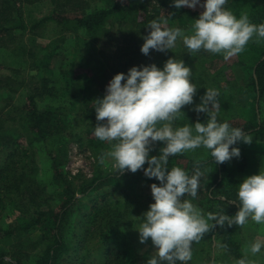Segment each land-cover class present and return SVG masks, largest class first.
Returning a JSON list of instances; mask_svg holds the SVG:
<instances>
[{"label": "trees", "instance_id": "obj_1", "mask_svg": "<svg viewBox=\"0 0 264 264\" xmlns=\"http://www.w3.org/2000/svg\"><path fill=\"white\" fill-rule=\"evenodd\" d=\"M36 1L42 0H0V52L9 49L4 54L9 59L17 61L22 56L30 60L41 83L37 89L56 82V90L44 88L62 100L51 108H41L35 88L18 105L7 104L16 115L10 124L0 119L4 157L0 168V244L5 246L0 250V264H134L136 251L133 235L125 228L126 215L130 218L134 209L141 206L135 197L138 190L142 192L151 183L159 182L147 178L142 170L135 173L98 170L90 178L73 184L64 170L68 142L70 137H76L84 140L92 152L103 153L108 144L94 135L92 107L94 99L104 95L109 74L126 73L133 65L155 63L162 67L160 62L170 56L183 60L191 68L190 79L197 87L193 104L200 103L205 89L217 90L221 106L218 120L242 129L245 138L260 142L258 148H240L243 156L238 163L233 158L215 164L203 147L169 158V168L178 166L189 174L199 165L203 175L197 196L192 197L194 200L188 195L183 198L196 202L205 219L209 213L234 216L239 207L236 168L239 173V166L247 163L243 173L246 176L255 170L257 154L263 155L264 38L254 35L231 65L227 64L229 56L223 53L189 52L181 39L172 50L163 53L150 50L145 56L140 45L151 21L164 18L169 28L179 27L189 35L200 11L176 9L171 0L153 4L151 0H99L100 4L95 5L89 0H49L54 11L37 23H53L57 36L35 49H26L21 43H13L14 31L26 29L23 6ZM225 8L238 19L247 15L253 24L264 23V0H228ZM69 32L74 33V45L68 53L70 58L65 60L62 45L64 34ZM61 54L63 62L54 68L51 63ZM75 65H91L95 80L81 79L74 72ZM2 84V90H11L8 82L4 80ZM0 100L7 101L3 97ZM181 111L176 114L174 127L206 119L204 113L193 110V105H186ZM4 136H12V140L4 141ZM20 138L25 139V144ZM162 146V142H156L150 155H158ZM35 155L48 161L51 189L38 176ZM240 228L236 224L214 227L192 244L188 264H237L239 259L246 258ZM34 231L38 232L35 239L31 236ZM6 254L10 259L5 258Z\"/></svg>", "mask_w": 264, "mask_h": 264}, {"label": "clouds", "instance_id": "obj_2", "mask_svg": "<svg viewBox=\"0 0 264 264\" xmlns=\"http://www.w3.org/2000/svg\"><path fill=\"white\" fill-rule=\"evenodd\" d=\"M228 0H171L179 9L201 7L203 10L186 35L179 27L163 25L167 20H153L148 34L143 36L140 52L172 50L179 39L189 52L204 50L213 54L235 56L242 53L254 35L264 38V23L249 21L247 15L239 19L225 5ZM191 68L183 60L170 56L162 67L155 63L131 66L127 72H117L105 86L104 95L94 99L98 122L94 135L112 147L105 155L114 161L119 172L143 174L159 183L149 185L152 200L148 209L138 217V240L151 241L153 253L146 264H188L192 259V244L198 242L214 227L243 226L251 218L264 223V171L245 176L238 184V210L233 215L209 213L207 219L186 195L195 198L203 175L199 165L189 174L183 168H169V158L176 154L205 148L215 164H223L240 157L239 142L251 143L246 133L229 122H220L218 92L205 89L200 103L193 104L197 87L191 82ZM186 105H193L206 119L174 127L176 114ZM160 125L159 127L157 125ZM162 142L158 155H150L156 142ZM115 142V143H113ZM104 155L101 156L103 162ZM147 165V166H145ZM213 221V223H209ZM264 243L257 240L250 245L253 254ZM237 264H249L241 258Z\"/></svg>", "mask_w": 264, "mask_h": 264}, {"label": "rangeland", "instance_id": "obj_3", "mask_svg": "<svg viewBox=\"0 0 264 264\" xmlns=\"http://www.w3.org/2000/svg\"><path fill=\"white\" fill-rule=\"evenodd\" d=\"M124 1V0H122ZM159 0H151L150 4H153ZM92 4H100L101 1L99 0H89ZM54 4L51 5L49 3V0H42V1H36L31 4H27L23 6L22 15L23 19L26 25V29L22 28L19 30H15V38L13 39L14 44L20 45L23 44L26 49L31 48L35 49V47H39L47 43L51 38L56 37L57 33L55 28L52 26L53 23L48 22L45 24H39L37 23L38 20L44 16H47L48 13H52L51 11H54ZM183 8L191 9V10H197L202 11L203 9L199 6L196 8H188L187 6H182ZM56 12V11H55ZM49 15V14H48ZM140 16H143V13H140ZM41 20V19H40ZM32 26V27H31ZM164 27H168V24L163 25ZM63 39V45H62V51H63V57L62 59L67 58L65 60H68L70 56L68 55L69 51L72 49L74 45V33L69 32L64 34ZM177 41H180L178 38ZM174 47H177V42ZM10 50L4 49L3 52H0V79H4L6 82H8L11 86L10 91H6L5 89L2 90L0 88V97L5 98L7 101H1L0 100V119L4 123L10 124L11 119H13V116L15 115V112L11 109L9 105L15 106L20 103V101L24 98L26 93L33 92L36 88V91L39 92V95L37 96V103L39 107L44 108L48 107L51 108L57 103L62 100L59 99L51 94H49L45 88H58V84L55 83H48L47 85L42 86V90L37 89L39 86H41V83L38 80V74L35 69L31 67L30 60H25L22 56L16 61V59H9L4 54L9 53ZM62 54L58 57L57 61H52V66L54 68H58V66L63 62L61 58ZM166 56V55H165ZM167 58V56H166ZM236 56H229L227 58V64L231 65L233 61H235ZM167 60V59H166ZM76 60H74L75 63ZM58 62V64H57ZM164 62H160L162 65ZM94 63H91L93 66ZM91 65L87 66H74V72L76 75H80L81 79H93L94 73L92 72ZM230 69V68H229ZM231 71V69H230ZM229 70H227L226 74L227 77L231 79V73ZM114 74H109V77L105 81V86L107 85L108 81L112 78ZM7 79V80H6ZM4 80H0V84L4 82ZM95 85V84H94ZM97 85V84H96ZM45 87V88H44ZM38 90V91H37ZM9 104V105H7ZM63 104H67L66 102H63ZM7 105V106H6ZM95 116V110L92 109ZM95 119V125L98 123ZM238 121H241V119H238ZM4 141H10L12 140V136H4ZM251 141V143H244L239 142V148H258L257 146H260V142L254 140L252 137L246 138ZM19 141L22 144H25V139L20 138ZM108 144L106 149L103 153L100 155L94 153L89 148V145L82 139L76 138V137H70L68 142V149H67V160L65 162L64 170L66 174L69 176V179L73 182V184H79L80 180H83L85 178H90L96 171L103 170V171H110V172H116L118 173L119 169L114 166V161L107 157L105 154L111 150L112 145L104 141ZM115 143V142H113ZM1 145V143H0ZM262 156L257 154V156L254 158V171H251L250 173L246 174L252 175L257 172L264 171V149H262ZM152 154V153H151ZM104 155L103 162H101V156ZM243 155L240 153L239 158H235L234 161L237 160L236 163L239 162V159ZM4 157L1 153V146H0V168L3 163ZM35 161L38 164V176L42 180L43 184H46L49 186L48 188L51 189L53 187V184H51L52 176H51V170L48 165V161L44 160L40 155H35ZM245 161V159H244ZM247 163H244L243 165H240V172L238 173V166L236 168V174L235 176L238 178L239 182L245 177L243 176L244 168L246 167ZM252 164V163H251ZM253 165V164H252ZM242 166V168H241ZM243 176V177H242ZM138 190L136 200L140 203L142 206H137V208L134 209L133 213L130 215V218H128L129 215H126V222H125V228L128 229V231H131L132 236V242H133V248L136 251L135 254V262L134 264H146L147 258L153 253L154 246L151 244V241H147L144 244H141L138 240V232L135 230V228L138 227V217L142 216V213L148 209V206L152 200V195L150 192V189L145 187L142 192H139ZM132 198L129 196V199ZM193 199L192 197H190ZM189 198V199H190ZM189 200L187 197L183 198ZM190 199V200H191ZM194 200V199H193ZM193 205L196 206L198 210L200 208L198 207L196 202H193ZM132 203L133 200H132ZM136 203V202H135ZM141 207V208H140ZM8 221V220H6ZM35 232V233H34ZM32 233V238L35 239L38 232L34 231ZM240 238L242 241V249L243 252L249 261V264H264V247H262L261 251L259 253L253 254L250 251V245L257 240L264 243V223L257 224L254 221L251 220V218L248 219V222L241 226L240 228ZM131 242V243H132ZM5 246L0 244V250L4 248ZM6 259H10V255L6 254L4 255Z\"/></svg>", "mask_w": 264, "mask_h": 264}]
</instances>
